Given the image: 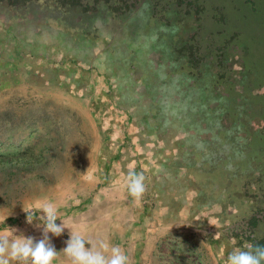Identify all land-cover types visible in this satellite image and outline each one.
<instances>
[{
	"label": "rangeland",
	"instance_id": "374dc122",
	"mask_svg": "<svg viewBox=\"0 0 264 264\" xmlns=\"http://www.w3.org/2000/svg\"><path fill=\"white\" fill-rule=\"evenodd\" d=\"M158 2L156 12L0 4V232L41 239L22 208L39 200L128 264H228L247 250L234 233L254 209L264 216V0ZM195 40L212 55L191 70L182 49ZM222 104L236 119L229 140L248 128L261 150L248 168L228 171L215 149L205 111ZM130 170L145 177L138 201ZM69 233H49L53 264H71Z\"/></svg>",
	"mask_w": 264,
	"mask_h": 264
},
{
	"label": "clouds",
	"instance_id": "9594fccd",
	"mask_svg": "<svg viewBox=\"0 0 264 264\" xmlns=\"http://www.w3.org/2000/svg\"><path fill=\"white\" fill-rule=\"evenodd\" d=\"M144 180L142 173L129 171L126 187L129 195L137 201L146 191ZM22 208L27 214V223L32 224L34 219L39 221L36 227H42V238L35 241L33 237L15 235L16 230L10 228L0 232V264H11L13 261L18 264H53L57 251L51 244L49 233L58 237L65 228L70 229V233L62 251L71 264H128V257L119 246H112L110 254H105L109 251L106 243L102 242L99 247L88 246V241L81 234L60 219L52 202L38 200ZM58 219L61 220L59 224ZM228 264H264V246L249 244L247 250L233 251L228 256Z\"/></svg>",
	"mask_w": 264,
	"mask_h": 264
},
{
	"label": "trees",
	"instance_id": "16d2710c",
	"mask_svg": "<svg viewBox=\"0 0 264 264\" xmlns=\"http://www.w3.org/2000/svg\"><path fill=\"white\" fill-rule=\"evenodd\" d=\"M40 1L42 2L48 1V3L51 4L53 3L56 7L59 8L67 6L69 8H76L83 11L86 10L87 8L98 10L99 8L104 7L109 12H122V11L131 12L134 9L140 8L142 6L141 4L143 3H147L148 5L152 4V10L156 12L157 11L156 7L157 4L159 3L158 0H0V4H6L11 7H21L30 4L32 2H40ZM208 46H210V44ZM201 48L202 45L199 43L198 40H195V43L189 45L185 43L183 45L182 51H184L185 64L191 70H195L197 64H199L201 60L205 59L206 56L212 55L211 53L212 51L210 49L206 50V48H204L202 50ZM185 49L189 51L188 54L185 53L187 52ZM212 50H214V48H212ZM206 52H208L209 54H207ZM214 56L216 57V60L218 61L219 64L222 63L223 60L222 56L219 55L218 56L214 55ZM223 82L225 83L226 80ZM209 84L210 82L208 81V87L210 90L209 93L215 92V94H218L217 92L218 88H211V85ZM209 96H205L203 100L204 103L206 97ZM241 105H243V102H241ZM229 106L230 105L226 106L223 104L219 106L207 105L205 111V117L207 116L209 127L212 128L213 124L215 125V127H218L217 131L214 133L216 137H218V139L216 140L218 146H216L215 149L219 150L220 159L222 158L225 159V162L227 163L225 168L228 170L230 168V166H228L229 163H236V161H240V162L242 161L243 167H246L245 164L246 162L248 168L249 166L248 161L251 156V153L256 154L258 158V156L260 157L261 150L257 152L253 148V146L256 145L255 141L253 139L248 140V138L250 137V131L248 128H245L243 132H239L238 129L236 130L235 140L238 138L239 141L235 142L233 140H229V136L227 132L235 129L233 124L236 122V119L230 121L231 116H230V110L228 109ZM238 110H240V113L241 111L244 112L246 111V109L243 106L238 107ZM246 117H248V115H246ZM215 119H217L219 122L218 123L214 122ZM262 134H264V127L261 131L257 133V136L260 141H262L261 139H264V135ZM259 144L261 145V149L264 151V142H259ZM242 166H237L236 169L241 170ZM244 173L245 172H243V174ZM261 175L262 177L264 176V171H261ZM263 217L264 216H260V211L258 209H254L250 214L242 218V223H241L242 227L240 228V230H237V232L234 233L235 237L239 238V243H244V244L246 243L247 246L249 244L264 246V225H261L264 224ZM258 228H261V230H259V233H257Z\"/></svg>",
	"mask_w": 264,
	"mask_h": 264
}]
</instances>
